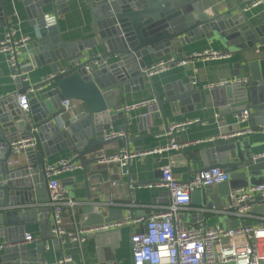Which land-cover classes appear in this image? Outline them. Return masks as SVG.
I'll use <instances>...</instances> for the list:
<instances>
[{
    "label": "water",
    "instance_id": "water-1",
    "mask_svg": "<svg viewBox=\"0 0 264 264\" xmlns=\"http://www.w3.org/2000/svg\"><path fill=\"white\" fill-rule=\"evenodd\" d=\"M17 1H22L34 28V37L28 42L33 48L24 56L25 65L22 67L20 64L19 72H29L33 67L46 64L52 66L55 74L61 69L65 72L51 81L54 88L49 89L51 86L47 83L32 86L34 90L43 89L30 98L27 114H23L16 103L18 96L31 88L24 85L21 78L18 79L23 84L20 89L0 97V238L4 240L0 245H3L0 264H45L47 240L36 243L35 253L28 250V244L17 245L23 243L19 235L24 229L17 224L21 217L12 211L23 204L49 201L44 173L47 158L74 149L77 157L72 161L79 162L83 169L89 163L97 164L94 157L88 160L85 157L113 142L104 141L105 133L111 131V122L124 119L123 129H127L128 115L114 113L113 110L121 105V101L126 104V95L145 88L147 67L144 59L148 55L158 59L176 53L178 61H182L185 59L182 47L203 39L222 41L233 55L241 57L235 68L241 69L246 76L251 75L252 85L257 88V100L255 95L253 98L249 95L248 89L227 87L225 101L212 103L219 112V119L208 122L238 118L245 109L250 112L249 120L256 125L254 130L264 132V47L260 44V38L264 36V21L253 25L246 15L256 0H242L240 5L217 15L207 12L205 0H85L90 7L92 29L86 34L87 39L69 43L62 42L57 23L70 0ZM12 8L10 0H0V27L12 25L8 14ZM98 47L102 53H95ZM255 51L260 53V58L250 61L243 58L244 54ZM96 54H101V59L115 57L116 60L89 73L85 67L101 60L95 57ZM184 68L190 70L192 66ZM148 81L155 99V105L149 107L150 126L154 127V120L161 118L164 128L135 141L166 134L170 138L169 143L171 140L178 142L176 131H170L165 106L168 105L175 115H185L196 109L193 101L199 97L202 109L206 108L205 92L178 82L163 87V96L156 90L153 80L148 78ZM64 100H71L73 109L78 103H83L85 111L65 118L73 109L65 111L61 106ZM225 125L226 122L222 124ZM228 128L230 133L239 125L234 123ZM28 138L35 140V146L18 154L25 157L26 164L10 168L9 159L15 155L11 142ZM118 142L120 148L124 147L131 153L129 145L132 140L126 137ZM141 152V149L135 151ZM178 152L171 157V167L182 162L190 170L192 163L204 162L197 172L218 167L231 175L228 182L192 193L191 206L198 209L196 216L201 215V220L207 213L202 209L222 208L229 201L232 190L253 186L258 177L250 175L264 171V153L255 155L250 149H242L238 141L206 150L201 156L190 155L183 150ZM241 170L247 171L243 178L238 175ZM161 179L159 164L153 180L142 184H161ZM43 193L47 199L41 198ZM87 198L90 199V195ZM97 207L95 202L83 205L81 213L88 220L80 223L83 230L122 220V215L118 219H107L96 210ZM55 243L60 245L58 240Z\"/></svg>",
    "mask_w": 264,
    "mask_h": 264
},
{
    "label": "crops",
    "instance_id": "crops-1",
    "mask_svg": "<svg viewBox=\"0 0 264 264\" xmlns=\"http://www.w3.org/2000/svg\"><path fill=\"white\" fill-rule=\"evenodd\" d=\"M10 3L13 4V8L10 9L8 13L11 17L10 23L16 26L20 35L32 39L34 37V28L30 24L22 1L10 0ZM203 3L210 15H217L227 9L240 5L242 0H205ZM246 15L253 25H258L263 22L264 2L247 11ZM91 24L92 17L90 7L85 3V0H70L67 2L65 13L58 18V35L62 42L65 43L85 40L87 39L86 34L92 29ZM4 32L5 27H0V40ZM260 44L264 47V36L260 38ZM32 48V44L28 43L23 57L20 59L22 67L25 65L23 64L25 62L24 56ZM182 48L185 58L190 57L194 53H203L205 51L218 52L225 55L223 58L196 59L191 65L192 69L190 70L175 65L169 71L151 78L156 90L161 92L163 96V87L178 82L190 84L192 88L198 87L205 92L206 108L202 109L199 97L195 98V101H193L196 109L185 115H175L170 111L168 105L165 106L168 123H170L171 126L189 120L200 121V123L184 127L177 133L179 143L189 144L183 152L190 155L201 156V153L206 150L214 149L215 147L229 142L238 141L242 149H250L255 155L263 154L264 132L255 131L256 125L253 121L251 122L248 120L247 123L241 125L242 129L249 130L248 133L239 138L230 140L221 139L220 136L229 133L228 126L237 123V118L208 122L212 119H219V112L217 108L212 107V103L217 100L225 101L226 93L225 88L207 90L204 88L207 85L227 81L236 77H245L248 78L250 82L245 89L249 90V95L252 96V98L255 95V100H257V88L252 85L251 75L246 76L241 69L235 68V65L240 62L241 57L233 55L229 48L218 39H203L190 43ZM95 53H102L101 48H96ZM170 56L177 57L176 53L165 55L158 59L153 55H148V57L144 59L146 67L148 68L158 61L166 60ZM260 56V53L255 51L251 54H244L243 58L250 61L258 59ZM115 60V57L110 58L108 62L111 63ZM11 72L12 71L6 64L5 58L0 55L1 97L17 91L23 85L18 82L17 79L13 80L11 78ZM27 74L29 82L33 85H37L41 83L43 79L53 74V70L51 65L46 64L41 67H33ZM193 78H196L197 85L192 83ZM144 84V89L126 95L124 100L126 103L125 105L130 106L148 101H154L153 104L155 103L148 77L145 78ZM54 87L55 85L53 84L49 89ZM125 105H123L121 101L119 107ZM150 106L132 111L128 115L129 124L126 130L123 129L125 126L124 119H117L111 122V131L123 130L126 132V137L133 141L129 145L131 153H135L138 149H141L142 153H146L131 160L129 162V169L122 168L118 164L98 165L89 163L85 169L80 168L77 171L60 175L59 179L68 189L70 197L82 204L78 209L79 216L77 225H74L71 214H66V229L68 233L75 232L76 228L82 229L80 223L88 221L85 219L86 216L81 213L83 205L88 202L97 203L98 207L96 210L101 212L106 218L108 217L107 219H118L120 215H122V220L128 218L133 220L142 218L146 220L151 215L161 212L163 207L168 204L167 193L163 187L149 188L145 184H142L153 180L154 173L159 164L161 167L165 165L171 166V157L179 153L178 150L170 151L161 156L148 153L149 151L163 148L169 144L170 138L166 134L135 141L148 133L159 132L164 128L161 118L154 120V127L150 126V120L148 119L151 115L149 114ZM83 111H85V105L83 103H78L73 109V112L67 114L65 118L72 117ZM113 111L115 113V109ZM203 121L207 122L205 123ZM225 122L227 125L222 126ZM196 141L200 142L194 143ZM100 149L108 154L116 153L120 150V144L118 141H113L97 150ZM91 156L92 155L89 154L85 157V160H88ZM76 157L77 153L74 149H67L47 158L46 164H54L62 159L71 160ZM10 161H16L10 165V168H17L26 164L25 157L21 155L12 156L9 159V162ZM203 164L192 163L189 170L180 162L177 163V166H173L172 170L177 178L186 181L192 178L197 171L203 167ZM246 172L247 171L241 170L238 174L239 177L243 178ZM250 176L258 177L253 185L264 183V171L251 174ZM101 179L103 180L102 184ZM113 182L116 183L115 186L112 185ZM88 195H90V199L87 198ZM41 198L47 199V195L43 193ZM191 207L193 210H189L183 215L189 224L202 221L211 228L219 227L227 229L240 227L243 223L252 226L264 223V202L258 198L252 206L251 217L243 221L230 214H214L209 212L205 213L204 220H201V215L196 216V212H199L198 209L193 206ZM50 212L48 201L44 203L32 202L23 204L12 211V213L21 217V220L17 224L23 226L24 230L19 237L21 236V238H24L26 233H32L38 239L35 243L28 244V250L35 253L36 243L43 239L47 240L45 264H58V262L65 257L70 258L73 264H133L130 238L135 230L143 229V223L134 226L125 225L121 228L109 229L101 232H86L81 236L83 238H80L79 241H72L69 239L66 245L62 246L61 244H56L55 240L57 239L51 235ZM3 243V238H0V245Z\"/></svg>",
    "mask_w": 264,
    "mask_h": 264
},
{
    "label": "built area",
    "instance_id": "built-area-1",
    "mask_svg": "<svg viewBox=\"0 0 264 264\" xmlns=\"http://www.w3.org/2000/svg\"><path fill=\"white\" fill-rule=\"evenodd\" d=\"M263 2L264 0L252 2L248 10L259 6ZM28 42L29 38L20 35L14 25L5 28L4 35L0 40V55L5 58L8 68L12 71L11 78L13 80L21 78L24 85L31 86L25 94L19 95L16 100L17 106L23 114H27L30 110V98L43 89L42 87L34 90L32 88L34 85L29 82L28 72H19L20 59ZM224 56L221 53L212 51L194 53L182 61H178L175 56H170L168 59L158 61L148 67L145 73L146 77L152 78L169 71L175 65L187 67L191 66L196 59H215L223 58ZM95 57L102 58L101 54H96ZM108 64V59H101L87 65L85 69L87 72L92 73L93 71L101 70ZM76 66H79V64H76ZM64 72L65 70L61 69L58 74H63ZM58 74H51L43 79L41 83H47V86H52L51 81L56 79ZM192 83L197 85L196 78L192 79ZM249 83L248 78L236 77L207 85L204 88L207 90L227 87L245 89ZM153 102L125 105L116 108L115 112L129 115L132 111L150 106ZM61 106L65 111L70 112L74 103L71 100H64L61 102ZM249 116L250 112L244 110L240 117L237 118L239 128L220 136V138L225 140L236 139L248 133L249 130L242 129L241 125L248 122ZM199 122V120H189L175 124L171 126L170 131L178 133L184 127ZM126 136V132L123 130L110 131L105 133L104 141L124 140ZM198 142L200 141L194 143ZM10 146L13 154L18 155L26 148L34 147L35 140L32 138L18 139L11 142ZM188 146V143L181 144L171 140L167 146L148 153L161 156L170 151L184 150ZM143 154L146 153H128L126 148L123 147L116 153L108 154L100 149L94 151L91 155L97 160L98 165L118 164L122 168H127L131 160ZM72 160L62 159L54 164H45L44 166L46 189L49 197L48 205L51 211L50 232L52 237L56 238L62 246L66 245L69 239L79 241L86 232H101L121 228L125 225L134 226L143 223V229L135 230L130 238L133 264H264V223L254 226L243 223L240 227L227 229L211 228L202 221L189 224L183 216L187 211L193 210L191 207V195L193 192L230 181V174L218 167L197 172L192 178L184 181L175 176L170 165L162 166L161 184L146 185L149 188L163 187L166 190L168 204L163 207L161 212L151 215L146 220L128 218L91 230L76 228L75 232L68 233L66 229V214H71L74 225H77L78 209L82 206L80 202L70 197L68 189L59 179L63 173H71L82 168L79 162H73ZM15 162L10 161L8 164L12 165ZM112 185L115 186L116 183L113 182ZM258 197L264 202V183L232 190L229 194V201L222 208L218 209L213 206L209 210L202 209V211L214 214H230L243 221L251 217L252 206ZM37 240L32 233H26L23 243L17 245L31 244ZM58 264H73V262L70 258L65 257Z\"/></svg>",
    "mask_w": 264,
    "mask_h": 264
}]
</instances>
